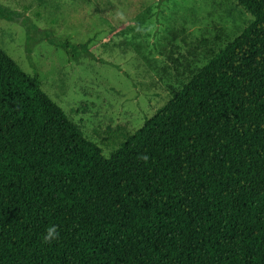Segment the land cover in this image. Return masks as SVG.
I'll use <instances>...</instances> for the list:
<instances>
[{
    "label": "trees",
    "instance_id": "obj_1",
    "mask_svg": "<svg viewBox=\"0 0 264 264\" xmlns=\"http://www.w3.org/2000/svg\"><path fill=\"white\" fill-rule=\"evenodd\" d=\"M236 2L251 21L109 155L0 47V264H264V0Z\"/></svg>",
    "mask_w": 264,
    "mask_h": 264
},
{
    "label": "rangeland",
    "instance_id": "obj_2",
    "mask_svg": "<svg viewBox=\"0 0 264 264\" xmlns=\"http://www.w3.org/2000/svg\"><path fill=\"white\" fill-rule=\"evenodd\" d=\"M0 6L21 14L19 22L0 19V47L26 73H38L44 92L105 155L117 125L137 129L170 88L186 81L187 64L203 65L211 49L252 19L236 0H0ZM88 39L92 57L77 60L56 45ZM193 42L198 49L189 48Z\"/></svg>",
    "mask_w": 264,
    "mask_h": 264
},
{
    "label": "clouds",
    "instance_id": "obj_3",
    "mask_svg": "<svg viewBox=\"0 0 264 264\" xmlns=\"http://www.w3.org/2000/svg\"><path fill=\"white\" fill-rule=\"evenodd\" d=\"M58 238V230L55 225L46 228L45 233L42 237L45 243H51Z\"/></svg>",
    "mask_w": 264,
    "mask_h": 264
}]
</instances>
